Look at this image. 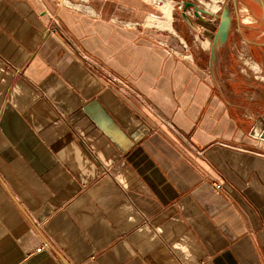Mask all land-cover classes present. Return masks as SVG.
<instances>
[{
  "label": "crops",
  "instance_id": "crops-1",
  "mask_svg": "<svg viewBox=\"0 0 264 264\" xmlns=\"http://www.w3.org/2000/svg\"><path fill=\"white\" fill-rule=\"evenodd\" d=\"M106 2L0 0V264H264L262 103Z\"/></svg>",
  "mask_w": 264,
  "mask_h": 264
},
{
  "label": "rangeland",
  "instance_id": "rangeland-1",
  "mask_svg": "<svg viewBox=\"0 0 264 264\" xmlns=\"http://www.w3.org/2000/svg\"><path fill=\"white\" fill-rule=\"evenodd\" d=\"M58 1L64 5L68 4L67 6H74L69 7L78 12L84 13V10H80L75 7L82 8V6H89L90 8L88 9L90 11L93 10L94 12L92 13L95 14L96 11L98 12L96 7L102 4L104 0ZM106 1L107 5L111 4L109 2L111 0ZM123 1H129L137 4V8L134 11V18L137 19H129V21H127L139 23L133 27L142 30L153 29L163 33L170 32L160 30L157 27L148 26L146 24L149 17L165 19V16L159 5H161L162 1L166 0ZM167 1H170L173 6L172 26L174 30L172 32L180 35L181 38L185 40L186 43H183V46L186 47V55L190 56L188 59H191L193 62H201L205 66H210V63L213 61L212 64H214L215 67L214 71L218 70L220 72V79L225 82L229 89L232 87H239V93L243 92L246 95L245 101H260L262 103L258 113H255L257 116L261 115L264 112V10L260 1L223 0L222 8L217 13V18H219L217 21L220 22V14L223 10V7L225 4H228L232 12V24L229 31L230 36L227 42L219 49V51L216 52L215 59H212L213 38H208L205 40L203 35L199 34V31L196 32V30L190 28L185 22L182 21L180 15V6H182V0ZM233 1H235V4ZM109 6L111 7V5ZM234 6L235 10L233 9ZM195 24L197 26V21H195ZM239 28H241V31ZM245 38L250 42L245 40ZM204 51L210 52V56H208V54ZM257 67L261 68L262 77L256 74L255 70ZM210 68L206 67L205 72L208 73ZM255 120L256 118L254 121Z\"/></svg>",
  "mask_w": 264,
  "mask_h": 264
},
{
  "label": "water",
  "instance_id": "water-1",
  "mask_svg": "<svg viewBox=\"0 0 264 264\" xmlns=\"http://www.w3.org/2000/svg\"><path fill=\"white\" fill-rule=\"evenodd\" d=\"M259 1L262 4L263 10H264V0H259ZM189 8H192L197 18H200V19L202 18V15H200V12H203L208 15H211V13L199 7L197 0H182V6H180V15H181L182 21L185 22L190 28L197 30L195 21L187 13V10ZM231 24H232L231 8L228 4H225L220 14V22H219L218 29L213 38L212 59L216 58V52L219 51V49L227 42ZM249 114L250 113L247 112L241 118L240 123L242 127L245 129V131H247L251 135L261 137L264 139V120H263L264 112L261 115L257 116L255 121H252L249 119ZM260 128H262L261 131H260Z\"/></svg>",
  "mask_w": 264,
  "mask_h": 264
},
{
  "label": "bare ground",
  "instance_id": "bare-ground-1",
  "mask_svg": "<svg viewBox=\"0 0 264 264\" xmlns=\"http://www.w3.org/2000/svg\"><path fill=\"white\" fill-rule=\"evenodd\" d=\"M209 5V6H208ZM211 5V6H210ZM160 9L163 12L165 19H157V18H152V17H147V25H153L157 27L158 29H165V30H174L172 26V12H173V6L170 1H162ZM207 6L211 10L216 9V4L214 2L207 3ZM88 11V10H87ZM258 24V23H257Z\"/></svg>",
  "mask_w": 264,
  "mask_h": 264
},
{
  "label": "built area",
  "instance_id": "built-area-1",
  "mask_svg": "<svg viewBox=\"0 0 264 264\" xmlns=\"http://www.w3.org/2000/svg\"><path fill=\"white\" fill-rule=\"evenodd\" d=\"M210 2H214L215 4H216V9L215 10H211L208 6H207V3H210ZM222 2H223V0H197V3H198V6L199 7H201V8H203V9H205V10H207L208 12H210L211 13V15H208V14H205V13H203V12H200V15H207V16H210V17H212V18H215L216 20H219V18H217V13H218V11L219 10H221V8H222ZM187 13H188V15H190L191 16V18L194 20V21H197V19H199V18H197V16H196V14L194 13V11L192 10V8H189L188 10H187ZM137 24H139L138 22H128V24H127V26H129V27H133V26H135V25H137ZM197 25L202 29L204 26L202 25V24H200V23H197ZM181 40H182V42L185 44L186 42H185V40L183 39V38H181ZM188 58L190 57V56H188V55H186ZM215 188L216 189H221L222 188V184L221 183H217L216 185H215ZM41 249H42V247L41 248H38V251H41Z\"/></svg>",
  "mask_w": 264,
  "mask_h": 264
}]
</instances>
